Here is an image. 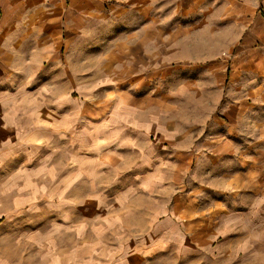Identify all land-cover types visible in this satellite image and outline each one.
I'll return each instance as SVG.
<instances>
[{
  "label": "crops",
  "instance_id": "obj_1",
  "mask_svg": "<svg viewBox=\"0 0 264 264\" xmlns=\"http://www.w3.org/2000/svg\"><path fill=\"white\" fill-rule=\"evenodd\" d=\"M3 8L14 22L13 63L27 53L38 64L39 86L57 96L44 134H67V107H76L72 132L83 142L77 133L83 137L84 109L76 96L92 87L91 94L104 95L91 115L89 157L102 150L105 157L92 163L95 168H114L116 155L128 150L137 155L132 168L139 171L156 152L161 163L175 160L171 173L178 182L186 163H202L205 186L217 177L222 193L264 191V0H0V14ZM21 35L27 45H20ZM84 63L91 69L86 74ZM3 95L0 144L29 156L41 126L31 116L27 138H21L19 116L27 106L14 108L12 96L5 103ZM3 127L14 130L6 137ZM119 144L120 153L114 149ZM79 177L85 179L82 166ZM68 261L74 260L41 264H98ZM0 264L30 263L9 260L0 244Z\"/></svg>",
  "mask_w": 264,
  "mask_h": 264
},
{
  "label": "rangeland",
  "instance_id": "obj_2",
  "mask_svg": "<svg viewBox=\"0 0 264 264\" xmlns=\"http://www.w3.org/2000/svg\"><path fill=\"white\" fill-rule=\"evenodd\" d=\"M12 23L3 8L0 40L7 43L0 47V91L8 95L2 101L11 102L12 96L14 108L27 106L19 116L25 124L21 138H27L31 116L41 127L34 137L40 141L31 143L38 145L29 156L23 150L5 151L11 145L0 144V244L6 258L30 264L60 258L98 264H264V191L222 193L217 177L205 186L202 163L189 168L184 162L186 173L178 182L171 173L175 160L165 157L161 163L156 152L148 154L139 171L132 168L137 155L128 150L116 155L114 168L94 167L93 162L105 160L103 150L93 160L89 157L94 148L92 114L103 93L91 94L89 87L76 96L84 109L83 127L78 128L84 139L77 133L83 142L72 132L76 107H67V134H44L57 96L39 86L43 80L35 78L38 64L29 62L27 53L13 63ZM19 43L27 45V37L21 35ZM84 65L86 74L91 69ZM90 77L83 78L85 87ZM3 128L6 137L14 130ZM114 149L120 153L123 146ZM92 174L95 184L88 181ZM79 249L84 253L77 256Z\"/></svg>",
  "mask_w": 264,
  "mask_h": 264
}]
</instances>
